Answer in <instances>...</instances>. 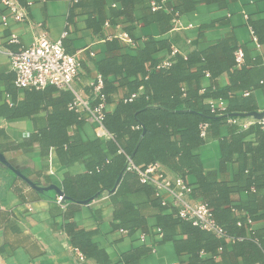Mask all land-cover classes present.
<instances>
[{"label": "crops", "instance_id": "crops-1", "mask_svg": "<svg viewBox=\"0 0 264 264\" xmlns=\"http://www.w3.org/2000/svg\"><path fill=\"white\" fill-rule=\"evenodd\" d=\"M20 3L29 6L30 22L14 20L0 3V14L8 18L7 25L0 21V260L3 264H103L104 261L106 264H191V255L178 254L173 241L154 244L149 237L142 242L140 232L134 235L120 232L110 196L122 174L111 190L100 191L86 200L58 203L56 195L58 191L64 193L66 174L77 176L86 171L80 161L66 164L57 145L44 141V134L50 132V115L62 101L60 90L65 89L17 87L11 58L29 46L35 35L46 31L52 40H62L68 53L78 54L82 63L78 89L84 96H90L98 77L97 62L108 55H134L149 37L171 44L172 53L163 50L155 55L162 60V66H168L176 53L186 57L216 46L215 57L221 59L224 48L235 46L244 52L240 64L248 73L247 79L254 83L251 97L260 111L264 109V84H258L264 75V0H168L161 9L172 14L171 28L164 33L151 19L154 12L151 0H24ZM177 16L182 24L178 30L173 29ZM127 27H133V35ZM252 30L259 38V45ZM13 34L18 42L11 41ZM113 40L120 49L113 46ZM232 70L233 67L216 79L207 73L202 85L209 87L216 83L218 87H229ZM113 79L115 76L110 77ZM124 93L120 88L108 111L115 109ZM71 106L69 103L68 109ZM238 123L242 126L240 130H246L251 121L239 119ZM74 129L68 127L70 133ZM81 136L85 141L98 137L91 123L84 124ZM246 139L254 141V134ZM196 153L204 168L217 170L222 180H233L239 171L236 153L233 161L220 170L222 153L218 139H211ZM155 164L168 179L177 176L168 166ZM187 180L195 183L196 177L188 175ZM241 197L238 193L232 195L234 201ZM149 224L152 227L155 219L149 218ZM254 228H264V220L255 222ZM71 234L83 246L95 247L97 258L86 257L85 262H80ZM227 242L232 251L230 241ZM152 245L156 250L147 252ZM211 256L202 252L201 258ZM212 261L246 264L241 256L231 255L225 258L216 255ZM198 263L203 264L200 260Z\"/></svg>", "mask_w": 264, "mask_h": 264}, {"label": "trees", "instance_id": "trees-1", "mask_svg": "<svg viewBox=\"0 0 264 264\" xmlns=\"http://www.w3.org/2000/svg\"><path fill=\"white\" fill-rule=\"evenodd\" d=\"M152 13L151 19L161 33L171 28V13L162 9ZM126 29L133 35V27ZM113 42L120 49L118 42ZM236 48H224L221 59L215 57L216 46L203 52L194 51L186 57L176 53L168 66H162V60L155 55L163 50L172 53L171 44L149 37L134 55H108L98 61L99 95L104 96L106 106L114 103L120 88L125 90L115 109L105 110L103 123L112 135L110 138L83 140L81 130L87 122L80 112L72 107L68 109V104L75 100L72 91L60 90L62 101L50 115V132L44 134V141L57 145L60 158L66 164L80 161L86 169L77 176L66 174L63 181L66 201L86 200L100 191L111 190L122 174L110 197L114 220L119 221L117 228L128 230L127 235L144 233L154 244L173 241L178 254L191 255V264H199V260L214 264L216 255L241 256L246 264H264V228H254L255 222L264 220V128L254 122L246 130H240L239 123L225 116L258 111L251 97L254 83L247 79L244 65L237 63ZM231 67V86L202 85L207 73L216 79ZM111 76L115 79L110 80ZM260 79L258 84H264V75ZM97 82L98 77L94 84ZM49 87L54 85L45 88ZM90 98L93 106L100 101L93 92ZM219 99L224 101L225 111L213 112L210 101ZM202 125H206L204 135ZM70 126L75 127L72 133L68 131ZM250 134H254L256 144L246 139ZM211 139L219 140L221 171L227 162L233 161L235 153L238 155L235 161L239 171L233 180H222L217 170L204 168L196 150ZM128 157L142 170L159 162L183 178L191 189L190 196L207 205L225 236L202 229L181 218L178 208L163 204L152 184L142 181L137 171L126 168ZM188 175H195L196 182H188ZM235 193L242 194L238 201L232 198ZM149 218L155 219L152 227ZM71 241L86 257L97 258L95 247L83 246L73 234ZM202 252L212 256L201 258Z\"/></svg>", "mask_w": 264, "mask_h": 264}, {"label": "built area", "instance_id": "built-area-1", "mask_svg": "<svg viewBox=\"0 0 264 264\" xmlns=\"http://www.w3.org/2000/svg\"><path fill=\"white\" fill-rule=\"evenodd\" d=\"M166 1L168 0H151L152 10H160ZM0 3L11 12L14 20L30 22L29 6L21 4L18 0H0ZM0 21L2 24L7 25L8 18L0 14ZM181 26L180 18L177 16L173 23V29L178 30L182 28ZM253 39L256 43L258 42L255 34ZM11 41L18 42V37L15 34L11 35ZM235 56L237 63L240 64L243 62L244 52L242 49L239 48ZM11 63L16 73L15 84L17 87L41 90L49 85H54L60 89L71 90L75 94V100L71 107L80 112L81 117L87 123L94 125L98 137H112L103 123L107 106L104 101V96L99 95L101 76L98 75V82L93 84V93L100 98L99 103L93 106L90 96H84L78 89L77 82L82 69L81 60L78 54H71L66 51L62 40H52L46 31H42L35 35L33 42L29 46L12 56ZM247 94L248 92H245V95ZM210 104L213 112L217 110L220 112L225 111V103L222 99L211 100ZM259 112H263L259 118H256L252 112H237L236 115H232L234 113H226L225 116L229 117L230 121L235 123H238L241 117L249 118L251 119V124L258 122L264 128V109ZM233 117L238 118L235 119ZM201 129L202 135H204L206 125H202ZM126 168L137 171L142 181L152 184L157 194L161 196L163 204H170L178 208L181 218L192 221L193 224L207 231H211L219 237L225 236V231L211 216L207 205L190 196L191 189L183 178L176 176L172 180L168 179L157 164H151L145 170H142L134 165L131 158L128 159ZM56 200L60 204H65V194L58 193ZM248 221L249 223L252 222L251 219ZM120 232L128 234V230L126 229L121 228ZM139 240L145 242L147 240L146 235L140 233ZM151 249L155 251L156 246L152 245ZM75 251L77 259L80 262H85L86 256L78 249ZM0 264H3L1 260Z\"/></svg>", "mask_w": 264, "mask_h": 264}, {"label": "water", "instance_id": "water-1", "mask_svg": "<svg viewBox=\"0 0 264 264\" xmlns=\"http://www.w3.org/2000/svg\"><path fill=\"white\" fill-rule=\"evenodd\" d=\"M252 114L256 117V118H259L262 116L263 112H259V111H254L252 112ZM232 115H236V113L232 114ZM58 193H63L61 191H58Z\"/></svg>", "mask_w": 264, "mask_h": 264}, {"label": "rangeland", "instance_id": "rangeland-1", "mask_svg": "<svg viewBox=\"0 0 264 264\" xmlns=\"http://www.w3.org/2000/svg\"><path fill=\"white\" fill-rule=\"evenodd\" d=\"M241 119H244V120H245L246 118H245V117H241ZM250 120H251V119H249V121H250Z\"/></svg>", "mask_w": 264, "mask_h": 264}]
</instances>
